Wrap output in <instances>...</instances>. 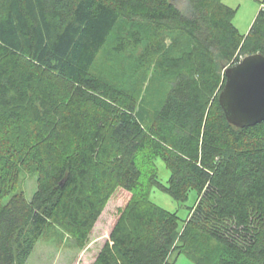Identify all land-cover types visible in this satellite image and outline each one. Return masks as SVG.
Masks as SVG:
<instances>
[{"label":"trees","instance_id":"obj_1","mask_svg":"<svg viewBox=\"0 0 264 264\" xmlns=\"http://www.w3.org/2000/svg\"><path fill=\"white\" fill-rule=\"evenodd\" d=\"M184 1L0 0V134L12 130L37 176L30 200L16 192L4 201L16 171L0 161V264H26L60 219L83 249L116 190L130 198L92 264H174L173 253L195 264H264V121L237 128L218 104L226 66L264 55V0L245 36L221 0ZM119 21L190 45L158 61L167 92L151 111L92 73ZM143 40L127 31L114 50ZM152 188L179 203L194 190L197 200L181 220L150 200Z\"/></svg>","mask_w":264,"mask_h":264},{"label":"rangeland","instance_id":"obj_2","mask_svg":"<svg viewBox=\"0 0 264 264\" xmlns=\"http://www.w3.org/2000/svg\"><path fill=\"white\" fill-rule=\"evenodd\" d=\"M221 1L234 11L232 24L241 35L245 36L262 7L261 2L263 0ZM175 3L180 9H184V0H175ZM138 29L144 35L141 46L137 49L127 47L120 53L115 52L114 48L117 45L118 37L125 35L127 31ZM153 44H159V49L156 46L158 52L150 50ZM189 48L187 39L179 34H164L156 38L142 27H137L126 21H119L106 45L101 49L92 73L106 87L120 88L145 110L151 111L161 104L167 92V85L158 71V61L166 56L180 55ZM48 124L44 122L36 128H45ZM16 133L20 139L24 140L29 136V128H25L23 123L18 124ZM12 141V130L0 134V161H6L8 165H11L13 173L16 171V183L12 189H8L4 201L16 192L24 193L26 199L30 200L36 191L37 176L27 168L25 161H23L25 153L23 148L17 143L14 147ZM155 165L158 179L166 184L170 172L165 163L160 158H156ZM149 197L153 203L175 213L181 220L187 218L190 208L194 206L197 200V194L194 190L188 192V198L183 203L174 201L168 194L157 188H152ZM129 198L130 194L118 190L111 195L92 228L88 243L83 249L77 247L70 230L61 219L51 223L39 238L26 264H92L97 253L108 240L113 219ZM170 260L174 261V264H195L184 254L173 253Z\"/></svg>","mask_w":264,"mask_h":264},{"label":"water","instance_id":"obj_3","mask_svg":"<svg viewBox=\"0 0 264 264\" xmlns=\"http://www.w3.org/2000/svg\"><path fill=\"white\" fill-rule=\"evenodd\" d=\"M218 104L228 123L237 128L264 121V55L252 54L224 69Z\"/></svg>","mask_w":264,"mask_h":264}]
</instances>
